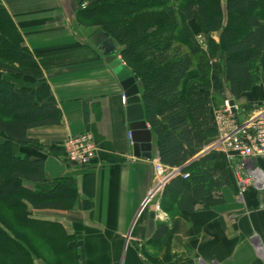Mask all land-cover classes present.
I'll return each instance as SVG.
<instances>
[{
  "label": "trees",
  "instance_id": "obj_1",
  "mask_svg": "<svg viewBox=\"0 0 264 264\" xmlns=\"http://www.w3.org/2000/svg\"><path fill=\"white\" fill-rule=\"evenodd\" d=\"M77 2V22L108 33L140 81L145 118L165 166L184 165L217 135L213 106L225 98L219 63H224L225 79L237 99L260 80L264 0ZM195 13L208 32L206 47L197 41L191 24ZM42 54L25 44L0 0V264H35V258L51 264L53 258L72 256L56 245L69 237L61 224L33 218L30 212V207L71 208L78 194L70 174L49 179L44 157L33 156L26 144L38 148L28 137L29 129L61 120L39 63ZM192 67L197 75L187 79ZM6 75L29 83L16 84ZM220 156L209 150L186 163L184 172L166 185L163 202L169 195L182 209H192L197 202L217 203L219 183L210 171ZM47 180H51L47 188L26 185Z\"/></svg>",
  "mask_w": 264,
  "mask_h": 264
},
{
  "label": "crops",
  "instance_id": "obj_2",
  "mask_svg": "<svg viewBox=\"0 0 264 264\" xmlns=\"http://www.w3.org/2000/svg\"><path fill=\"white\" fill-rule=\"evenodd\" d=\"M1 1L29 49L43 53L39 63L61 115L55 125L28 130L38 145L34 149L28 141V150L44 157L49 179L70 174L78 189L71 208L30 207L33 218L59 223L69 236L56 245L72 256L53 258L51 264H195L198 258L216 264H264L256 248L257 243L264 248V190L250 186L238 199L235 174L223 155L211 163V176L219 183L217 203L197 202L182 209L169 195L163 202L166 185L178 174L166 179L155 174V136L152 158L134 155L124 90L99 49L101 30L77 22V0ZM260 64L259 82L238 99L225 79L224 63L218 67L225 98L231 93L239 122L264 106V54ZM197 72L192 67L187 79ZM85 130L92 131L99 150L91 164L77 166L66 159L63 144L67 136ZM213 141L186 163L208 152ZM252 163L264 171L263 159ZM50 184L26 182L38 189ZM149 193L153 197L146 201ZM34 262L46 264L40 258Z\"/></svg>",
  "mask_w": 264,
  "mask_h": 264
},
{
  "label": "built area",
  "instance_id": "obj_3",
  "mask_svg": "<svg viewBox=\"0 0 264 264\" xmlns=\"http://www.w3.org/2000/svg\"><path fill=\"white\" fill-rule=\"evenodd\" d=\"M196 39L202 47H206V38L202 34H197ZM213 121L217 135L206 149L221 152L228 161L236 177L237 198L243 199L250 186L264 190V171L252 163L254 158L264 160V106L258 107L248 119L239 122L235 117L230 100L225 99L223 104L213 108ZM129 138L131 139L130 133ZM63 146L68 161L77 166L91 164L99 150V145L91 130L67 136ZM153 165L155 174L160 178L166 179L168 174H181L179 167L165 166L158 157L154 159ZM188 175V172L183 174L184 177ZM152 197L153 193H149L146 201ZM156 208L160 209L158 204ZM256 248L264 256V248L260 243H257ZM195 264L216 263L198 258Z\"/></svg>",
  "mask_w": 264,
  "mask_h": 264
},
{
  "label": "water",
  "instance_id": "obj_4",
  "mask_svg": "<svg viewBox=\"0 0 264 264\" xmlns=\"http://www.w3.org/2000/svg\"><path fill=\"white\" fill-rule=\"evenodd\" d=\"M99 49L105 61L115 70L116 76L124 90L125 102L127 104V120L133 141V153L135 156L151 158L153 133L145 118L144 107L140 94V81L136 74L129 69L117 53V45L113 38L106 32L100 34ZM233 111L235 102L228 94Z\"/></svg>",
  "mask_w": 264,
  "mask_h": 264
},
{
  "label": "rangeland",
  "instance_id": "obj_5",
  "mask_svg": "<svg viewBox=\"0 0 264 264\" xmlns=\"http://www.w3.org/2000/svg\"><path fill=\"white\" fill-rule=\"evenodd\" d=\"M78 1V0H77ZM84 5H86V2L83 3ZM82 4V5H83ZM191 24L192 26L194 27V30L197 34H202L204 36V38H206V36L208 35V32L207 30L203 27L198 15L195 13L194 15V18L191 20ZM86 26V25H84ZM86 27L90 28V29H97V27L95 26H91V25H87ZM195 33V34H196ZM117 53L119 54V56L121 57L122 59V56L121 54L119 53V50L117 48ZM221 59V58H220ZM222 60V59H221ZM223 66V62L222 63H219L218 67L221 68ZM6 78L12 80L13 82H15L16 84H28L29 82H27L26 80H23V79H15V78H12L8 75H6ZM185 165V164H184ZM180 166L179 169H180V173L184 172V169H183V166ZM178 168V167H177ZM43 260V259H42ZM45 262V261H44Z\"/></svg>",
  "mask_w": 264,
  "mask_h": 264
}]
</instances>
